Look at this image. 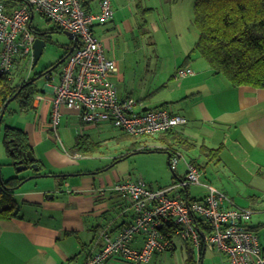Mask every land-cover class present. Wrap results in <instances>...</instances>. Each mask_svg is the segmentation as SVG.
Listing matches in <instances>:
<instances>
[{
  "label": "crops",
  "instance_id": "1",
  "mask_svg": "<svg viewBox=\"0 0 264 264\" xmlns=\"http://www.w3.org/2000/svg\"><path fill=\"white\" fill-rule=\"evenodd\" d=\"M111 1L115 10L114 19L96 24L94 29L96 35L104 42L108 56L115 58L118 65L120 62L119 71L113 76L120 97L136 100L138 111L168 108L187 119L178 128L163 132L160 139L165 144V149L182 153L186 162H193L201 168L198 158L207 150H220V147H226L228 141H233L237 148L255 153L253 155L257 158V170L264 172V88L233 86L226 76L215 73L198 53H193L191 58H187L198 40L197 34L194 38L193 34H190V38H184L183 44L176 52L175 61L168 73L162 75V79L156 81L153 86L146 85L137 92L135 74L132 70L125 69L126 54L123 52L118 56L112 44L116 38L137 29V25L142 21L138 14L141 1ZM23 2L24 0H16L14 6L18 7ZM81 2L88 11L100 9L101 0ZM143 4L149 9L155 8L144 2ZM7 9L10 11L13 7ZM35 18L36 12L30 22L32 27ZM191 27H196L194 15L191 18ZM196 30L198 31L197 27ZM73 43L71 40L67 48L70 49ZM161 60L162 57L159 56L158 62ZM186 65H190L195 73L180 81L176 80V70ZM163 66L162 73L166 64ZM58 79L59 74L54 81L45 76V88L35 97L34 108L29 112H22L33 114V117L23 122L18 120L21 117L17 118L16 113H12L11 119L14 123L5 119L6 124L17 126L27 133L37 162L40 166L49 168L45 177L54 179L46 180L49 181L47 185L43 182L26 188L22 185L16 191L18 209H22L24 213L20 211L18 217L0 219V264H85L92 247L95 250L103 245L102 231L106 230L111 236H115L135 219V210L131 203L121 198L113 189V184L122 179L117 177L114 183H108L101 174L106 169H80L81 163L78 159L82 158L84 153L77 151L75 145L68 149L62 144L58 129L64 118H71L77 135L84 136L86 130L114 125L110 122L86 123L79 108L62 107L61 122L55 129L51 114L54 106V86L59 83ZM77 155L81 157L76 158ZM167 156L169 163L170 154ZM184 160L181 161L183 165L179 163L176 177L184 176L187 171ZM6 166L8 176H18L19 172H14L10 167L12 165L3 164V169ZM33 175L38 174L33 172ZM201 187L206 192V188ZM205 192L191 194L201 197ZM249 225L255 227L253 222ZM179 239H176L173 250L177 248ZM141 244L142 241L138 238L133 245L139 247ZM262 246L264 248L263 244ZM207 250L209 249L205 247L196 249V264H205ZM221 255L226 261L225 264H228L227 256L222 253ZM119 259L112 257L103 264H120Z\"/></svg>",
  "mask_w": 264,
  "mask_h": 264
},
{
  "label": "built area",
  "instance_id": "2",
  "mask_svg": "<svg viewBox=\"0 0 264 264\" xmlns=\"http://www.w3.org/2000/svg\"><path fill=\"white\" fill-rule=\"evenodd\" d=\"M35 12L78 37L75 49L61 66L59 83L54 86L51 122L55 129L61 122L62 107L79 108L86 123L110 122L134 136L156 135L187 121L168 108L138 111L136 100L120 97L113 79L119 71L118 62L108 56L94 29L96 24L114 19L111 0H101L100 9L93 12L86 10L81 0H24L10 11L0 1L1 73L12 72L18 57L33 61L37 36L30 22ZM194 73L186 65L176 70L174 78L180 81ZM46 77L54 81L56 75ZM184 159L182 153L171 152L169 165L173 172ZM186 164L184 176L176 177L167 187L154 189L142 178L115 182L114 191L132 204L135 219L115 236L102 231L103 245L95 250L92 247L85 264H103L112 257L147 264L155 253L173 250L177 238L195 249L205 247L225 254L228 264H264V248L249 225L253 209L234 205L224 191L201 181L202 169L197 164ZM192 185L203 186L206 192L188 202L181 191ZM196 220L205 221V232ZM138 238L142 241L139 247L133 245Z\"/></svg>",
  "mask_w": 264,
  "mask_h": 264
},
{
  "label": "rangeland",
  "instance_id": "3",
  "mask_svg": "<svg viewBox=\"0 0 264 264\" xmlns=\"http://www.w3.org/2000/svg\"><path fill=\"white\" fill-rule=\"evenodd\" d=\"M137 2H140L138 14L142 20L141 23L137 25L134 32L125 33L116 38L112 46L118 56L123 52L126 54L125 69L132 70L135 74V90L138 92L146 85L150 87L156 81L161 80L162 75L168 73L170 66L175 61V54L183 44L184 38H190V34H193L194 38L197 34L199 39V32L196 27H191V18L194 15L197 0H143L145 4L154 6L153 9L147 8L142 0H137ZM34 28L39 32L53 30L48 34V37H45L44 52L38 64L32 68L33 73H38L50 65L57 64L67 52L71 40L64 29H57L55 22L38 12H36ZM159 56L162 57L160 62H158ZM62 64L54 70L55 75L61 71ZM165 64L166 69L162 73ZM45 84V76L39 77L38 87L43 90ZM11 107L17 109L16 103H13ZM32 115L21 111L16 112L17 118L21 117L18 120L23 122L33 117ZM5 119L14 123L11 114H8ZM73 122L71 118H64L58 129L62 144L68 149L75 145L79 141V135H82H77ZM84 133L85 141L89 140V145L87 147L83 145L82 153L84 155L78 159L81 163L80 169H106L101 174L108 183H114L117 177L122 180L142 178L154 189L167 187L174 183L176 173L168 163V152L165 151L166 146H163L165 144L160 139L163 132L162 134L158 133L159 136L158 134H156L157 136H132L115 126L104 125L101 129L86 130ZM142 147L152 151L132 153L135 149ZM156 148H161L163 151H154ZM219 149L207 150L202 157L198 158L202 169L201 181L213 184L224 191L236 205L253 209L254 213L250 223L253 222L255 227L257 226L256 232L264 245V172L257 170V158L253 155L255 153L237 148L235 142L228 141L225 148L220 147ZM128 153L132 154L121 158ZM118 158L120 159L116 160ZM0 159L3 164L8 163V156L3 144L0 145ZM180 165L183 163L181 162ZM7 167L4 169L1 167L5 179L11 177L6 174L8 173ZM10 167L14 172H19L18 176L33 175L32 168L19 171L14 166ZM40 168L41 170L38 171H41V176L26 181L23 184L24 188L42 182L47 185L46 183L49 181L46 180L54 179V177H45V174L49 173V168L45 165ZM181 171L184 170L181 169ZM190 187L193 195L205 192L199 185ZM20 211L24 213L22 209H18L19 214ZM196 254L197 251L193 245L179 239L175 250L157 252L151 262L147 264H190L189 257L193 255L196 261ZM206 258L205 264H225L226 262L221 253L213 252L210 249L207 250ZM119 260L120 264H143L121 258Z\"/></svg>",
  "mask_w": 264,
  "mask_h": 264
},
{
  "label": "trees",
  "instance_id": "4",
  "mask_svg": "<svg viewBox=\"0 0 264 264\" xmlns=\"http://www.w3.org/2000/svg\"><path fill=\"white\" fill-rule=\"evenodd\" d=\"M0 1L6 8L15 7L16 0ZM194 24L199 31V39L187 58H191L193 53H198L210 64L215 73L226 76L233 86L249 85L264 88V0H197L194 7ZM58 28L61 27L57 25ZM30 29L37 37H48V34L41 36V33L31 25ZM68 53L69 49L61 59ZM54 66L55 64L41 72L33 73V61L18 57L12 72H0V145L3 144L5 148L8 164L15 168L19 164L32 168L33 162L29 160L28 153L34 151L27 133L19 127L6 124L5 118L8 114L17 111L29 112L34 108V99L41 92L37 80L41 76L53 74L57 68ZM13 103H16L17 109L11 107ZM85 139L84 135H79V141L74 146L77 151L83 152V145L86 147L89 145V140L85 141ZM142 151L152 150L142 147L132 153ZM154 151H163V149L156 148ZM165 151L171 154L172 150ZM2 165L0 160V219L8 220L19 215L16 191L29 176L15 175L5 179L1 170ZM33 172L41 175V171ZM174 176L176 178V175ZM181 193L188 202L194 198L190 187L183 189ZM196 222L205 232L207 228L205 221L196 220ZM256 228L257 226L251 227L255 232ZM189 263L196 264L193 255L189 257Z\"/></svg>",
  "mask_w": 264,
  "mask_h": 264
},
{
  "label": "water",
  "instance_id": "5",
  "mask_svg": "<svg viewBox=\"0 0 264 264\" xmlns=\"http://www.w3.org/2000/svg\"><path fill=\"white\" fill-rule=\"evenodd\" d=\"M40 33H41V36H42L43 34H49L50 31H45V32H40ZM65 33L69 36L70 40L74 41V43L70 47L69 53L63 59H61L57 64H55L54 67H58L60 64H62L66 60V58L69 56V54L71 52H73V50L75 49L76 44H77L78 37L74 33L70 32V31H67V30H65ZM45 45H46L45 38L38 36L36 38L35 42H34V45H33V67L38 64V62H39V60H40V58H41V56H42V54L44 52ZM8 104H9V102L6 104V107L8 106ZM3 114H4V112H3ZM3 114H2V116H3ZM0 131H1V125H0ZM0 135H1V132H0ZM28 156H29V160L31 162H33L32 169L34 171L38 172V170L40 169V165L36 161V156L34 155V153L32 151H29ZM28 168L29 167L27 165H22V164H19L17 166V170H19V171L26 170ZM37 176L38 175L29 176L28 179H30L32 177H37Z\"/></svg>",
  "mask_w": 264,
  "mask_h": 264
},
{
  "label": "flooded vegetation",
  "instance_id": "6",
  "mask_svg": "<svg viewBox=\"0 0 264 264\" xmlns=\"http://www.w3.org/2000/svg\"><path fill=\"white\" fill-rule=\"evenodd\" d=\"M70 48V47H69Z\"/></svg>",
  "mask_w": 264,
  "mask_h": 264
}]
</instances>
